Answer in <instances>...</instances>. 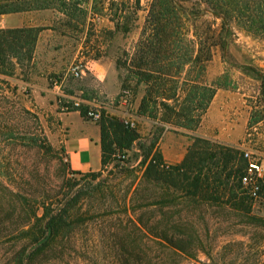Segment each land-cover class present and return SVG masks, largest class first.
<instances>
[{"label":"rangeland","instance_id":"rangeland-1","mask_svg":"<svg viewBox=\"0 0 264 264\" xmlns=\"http://www.w3.org/2000/svg\"><path fill=\"white\" fill-rule=\"evenodd\" d=\"M178 1L187 9L192 3L205 8L203 0ZM122 2L126 3L127 19L117 31L115 22H110L108 17L90 15L81 26V17L72 22L74 26H66V18L56 10L0 16V29L31 24L44 29L32 60L24 65L22 72L17 70L11 80L18 87L20 105L30 114L22 121L16 117L9 119L10 131L6 134L11 137L10 142L0 147V163L7 170L3 180L18 195L24 217L31 215V211L41 215L43 203L53 209L67 205L69 226L51 245L52 252L39 255L38 263L117 264L118 247L133 245L132 239L123 238L127 234L124 225L130 219L146 235L135 243L144 246L152 263L264 264V184L262 198L254 204L243 194L237 178L230 179L235 198L229 202L223 191L218 202L193 197L186 189L187 184L174 176L168 185L162 180L154 183L144 180L145 166L140 162L151 144L154 145L152 154L160 152L167 166H179L195 153L204 159L201 165L205 171L215 168L213 164L219 159L220 150L230 148L241 152V149L226 142L234 139L230 135L224 136L221 142L187 137L179 132L184 129L181 126L188 127L186 122L176 120L173 115L169 119L173 129H166L160 118L170 115L159 101L150 103L147 111L140 113V102L148 88L137 76L128 73L123 62L142 52L140 41L150 33L146 21L152 0H140L138 10L133 0H106L103 5L89 1L84 7L90 14L91 11L113 14ZM206 19L214 28L220 24L212 17ZM122 25L127 27V33L122 31ZM181 29L185 33L183 25ZM233 33L225 58L216 50L204 70L199 64L186 66L179 73L172 70L165 88L189 89L192 84L188 81H193L201 89L207 83L246 100L253 111L242 149L257 157L264 154V93L261 94L259 80L264 76V41L238 30ZM178 38L183 48L185 36L180 34ZM87 62L88 68L84 67L83 73L75 78L72 69ZM140 69L146 70L144 66ZM102 75L99 81L97 76ZM184 81L189 84H183ZM54 83L60 84L59 89L54 88ZM157 84V81L153 84V91ZM122 90L131 92L129 108L117 103ZM185 94L179 93V106L184 105ZM70 99H80L81 106L87 109L94 105L101 107L102 115L121 122V113L127 112L137 125L140 139L132 149L126 155L114 152L107 165L94 172L95 177L72 175L65 161L62 140L66 113L62 107ZM169 104L174 105L172 101ZM193 107L196 120L202 113L198 106ZM99 123L96 122L98 126ZM212 154L215 157L210 160ZM178 157L182 160L174 163L173 159ZM160 235H165L168 242L182 244L185 252L178 255L164 252L157 244L158 241L166 244ZM22 247L18 242L0 249V264H5Z\"/></svg>","mask_w":264,"mask_h":264},{"label":"trees","instance_id":"trees-1","mask_svg":"<svg viewBox=\"0 0 264 264\" xmlns=\"http://www.w3.org/2000/svg\"><path fill=\"white\" fill-rule=\"evenodd\" d=\"M89 1L93 5H103L106 2V0H0V16L56 10L66 18V26H74L72 22L80 17L81 26L90 15L108 17L110 22H115V31L126 21L127 11L124 6L126 3H120L113 14H103L100 11H91L90 14L84 7ZM133 3L138 10L140 0H133ZM203 3L205 8L192 3L190 9H187L178 0H152L146 21L150 33L140 41L142 52L135 53L128 61L123 62L128 73L137 76L148 88L140 102V113L146 112L150 103L156 104L159 101V105L170 115L163 120L160 118L161 122L170 124L169 119L173 115L176 120L185 121V126L188 127H181L189 130H193L200 121V117L194 120L193 106H198L203 115L219 86L206 83L200 89L193 81H188L192 84L189 89L177 90L174 87L166 89L169 73L172 70L179 73L180 69L197 64L204 70L212 61L216 50H219L222 58H225L228 42L230 36L234 35V30L252 39L264 41V0H203ZM208 17L219 20V26L214 28L212 22L206 19ZM182 25L185 33L181 31ZM121 28L124 33L128 32L127 27L122 25ZM42 30L44 29L40 27L0 29V147L10 142L8 140L11 137L9 133L6 134L8 130L10 131L9 119L16 117L17 120L22 121L25 120V115L30 114L20 105L18 87L12 85L11 80L15 78L17 70L22 72L24 65L32 60ZM110 34L113 32L110 31ZM180 34L185 36L183 48L179 46ZM116 65H120L119 61ZM143 66L146 70L140 69ZM259 80L263 94L264 76L259 77ZM156 81L158 84L153 91ZM189 83L184 81L183 84ZM180 92L186 93L183 106H179L177 100ZM153 94L155 97L152 96ZM170 101L174 105H170ZM78 111L83 118L87 107L81 106ZM99 127L102 168L107 165L114 152L126 155L133 144L140 139L136 129L128 128L114 117L102 115ZM153 147L154 145L151 144L147 151H144L140 162L141 166H145L143 178L147 182L162 180L168 185L174 176L187 184L186 189L193 197L218 202L221 199L220 191H223V196H228L227 202L235 198L230 179L232 181L238 179L246 166L242 152L230 148L220 150L219 159L213 164L215 168L205 171L204 166L201 165L204 159L198 154L193 153L179 166L171 167L163 162L160 152L155 151L152 154ZM140 148L143 149V146ZM214 157L215 155L212 154L209 159L212 160ZM6 172L7 170L0 163V249L18 242H21L23 247L5 264H39L37 261L39 255L52 252L54 249H50L51 245L69 226L67 205L63 204L62 207L53 209L51 205L43 203L40 207L41 215L31 211V215L24 217L25 210L19 202L18 195L10 190L3 180ZM70 173L80 178L96 176L94 173L81 174L72 171ZM126 224L124 226H127L125 228L127 234L123 238L132 239L133 245L118 247L116 263L158 264L151 262L143 245L135 243L138 239L141 242L146 235L133 220L129 219ZM160 239L166 244L159 241L157 244L168 254L178 255V252L184 253L186 250L182 244L168 242L165 235H160Z\"/></svg>","mask_w":264,"mask_h":264},{"label":"crops","instance_id":"crops-1","mask_svg":"<svg viewBox=\"0 0 264 264\" xmlns=\"http://www.w3.org/2000/svg\"><path fill=\"white\" fill-rule=\"evenodd\" d=\"M31 26L36 27L31 24L16 28ZM87 65H89L88 62L85 66L87 67ZM103 76H97L99 81ZM225 92L216 89L208 108L200 117L198 125L193 130L184 128L179 132L187 137L197 136L211 140V142H221L224 140V136L230 135L234 139H226V142L242 149L245 131L250 126L253 107L246 100ZM156 123L161 122L157 121ZM63 125L65 133L62 150L69 170L81 174L99 171L102 168V148L98 124L84 120L79 112L73 111L65 114ZM162 126L166 129H173L170 124L163 123ZM139 132H142V126ZM260 156L263 162L264 154H260ZM173 160L174 163H180L182 157Z\"/></svg>","mask_w":264,"mask_h":264},{"label":"built area","instance_id":"built-area-1","mask_svg":"<svg viewBox=\"0 0 264 264\" xmlns=\"http://www.w3.org/2000/svg\"><path fill=\"white\" fill-rule=\"evenodd\" d=\"M86 66H78L72 69V75L75 78H78L83 73V68ZM60 84L54 83V88L59 89ZM132 95L129 90H122L117 103L119 106L124 108L131 107ZM82 105V101L80 99H70V101L66 102V104L62 107L63 113H69L72 110L78 111ZM122 122L125 126L130 129H136L137 125L134 121L133 117L129 113H121ZM102 117L101 107L93 106L92 108H88L85 113V119L91 122H98ZM243 153V157L246 160V166L243 172L238 177V183L241 186L243 194L246 198L252 202L257 203L262 198V190L264 184V167L263 162L260 159V155L255 157V155L249 152L247 149H241Z\"/></svg>","mask_w":264,"mask_h":264}]
</instances>
